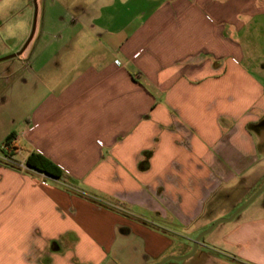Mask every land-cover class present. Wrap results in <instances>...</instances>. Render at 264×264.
Returning <instances> with one entry per match:
<instances>
[{"label":"crops","instance_id":"0c3cea01","mask_svg":"<svg viewBox=\"0 0 264 264\" xmlns=\"http://www.w3.org/2000/svg\"><path fill=\"white\" fill-rule=\"evenodd\" d=\"M18 3L0 0V57L29 37ZM0 104L25 121L12 159L0 141V264H151L264 181V0H37ZM250 206L190 258L264 264Z\"/></svg>","mask_w":264,"mask_h":264},{"label":"rangeland","instance_id":"374dc122","mask_svg":"<svg viewBox=\"0 0 264 264\" xmlns=\"http://www.w3.org/2000/svg\"><path fill=\"white\" fill-rule=\"evenodd\" d=\"M19 1L18 5H14L15 7H12V13H9L8 11L5 13L6 16H20L22 14L23 11L26 10V8L28 7H32L29 15H28V19H31V22L34 20V13H35V5L33 0H16ZM21 1V2H20ZM72 1V0H69ZM31 5V6H30ZM31 28H32V24L29 30V35L31 32ZM28 35V36H29ZM13 54V53H12ZM8 56V55H5ZM2 56V57H5ZM0 57V58H2ZM12 59V58H11ZM11 59H6V60H2L0 61V67L3 65V63H5L6 61H9ZM22 108V107H21ZM23 110H25V108H22ZM20 110L18 109V105H10V106H3L0 104V141L3 139L4 135L6 133H8L9 131H16V132H21L24 125H25V121L22 120L20 118ZM262 138L264 139V132H262ZM21 144L23 145V141H21ZM19 157H22V154L19 155ZM16 164V163H14ZM18 168V167H17ZM20 169V168H18ZM257 186V185H256ZM254 186L252 189H250V191H248L247 193L244 194V198L240 199L241 201L236 203L235 208H232V204L230 203V208L228 207L227 209L224 210H218L217 213V218H215L212 223L219 219V218H225V217H229L233 211L240 206L243 202H245L253 193L256 189H258V187ZM255 188V189H254ZM264 202V191L256 197V199L251 203V209L250 211L252 212L253 209H255L258 205H261ZM225 204V203H224ZM250 212V213H251ZM229 222H225L224 224H221L219 226H216L210 233H208L207 235H205L203 237V240H205L208 244H212L215 246H220V243H216L214 240L216 239V234L218 233L219 229H221V227L229 225ZM210 225L207 226V228ZM150 229H154V227H150ZM202 232V231H201ZM180 232H167L166 235L167 237H169L171 239V243L169 246L166 247V250H164V253L159 257V259H157L156 263L168 258V257H182L187 255L193 247V243L190 245V243H188L187 241L181 240V238L179 237ZM190 247V248H188ZM188 249V250H187ZM210 257H212V253L213 255H215L216 257H218V254L214 253V252H210ZM182 254V255H180ZM214 256V257H215ZM213 257V258H214ZM197 258H187V259H183V260H174V259H170L167 260L164 264H227V262L225 260L220 259V261H210V262H199L196 260Z\"/></svg>","mask_w":264,"mask_h":264},{"label":"water","instance_id":"95a60500","mask_svg":"<svg viewBox=\"0 0 264 264\" xmlns=\"http://www.w3.org/2000/svg\"><path fill=\"white\" fill-rule=\"evenodd\" d=\"M33 2H34V5H35L34 20H33L32 30H31V33H30L27 41L24 43L23 47L17 53L9 55V56L2 57V58H0V61L4 60V59H8V58H13L16 55H20L24 51V49L27 47L28 43L30 42V40H31V38L33 36L34 30H35V24H36V18H37V0H33ZM263 191H264V181L260 185V187L258 189H256V191H254V193L245 202H243L240 206H238L233 211V213L229 217L219 218V219L215 220L213 223L210 224V226L208 228H206L204 231L200 232L196 236V238L193 240L192 250L187 255L182 256V257H176V258L175 257H168V258H166V259H164V260H162V261H160V262H158L156 264H163L167 260H170V259L183 260V259H187V258L191 257L194 254V252L196 251V249L198 247V244L201 243L202 238L205 235L210 233L217 225H219L221 223L229 222L232 219H234L235 216H237L240 212H242L244 209H246L256 199V197L259 196Z\"/></svg>","mask_w":264,"mask_h":264},{"label":"trees","instance_id":"16d2710c","mask_svg":"<svg viewBox=\"0 0 264 264\" xmlns=\"http://www.w3.org/2000/svg\"><path fill=\"white\" fill-rule=\"evenodd\" d=\"M14 138L15 133L11 131L9 134H7L3 141V146L7 148L6 156L9 159H12V155L16 152L17 149V146L13 143ZM24 165L27 168L42 172L50 177L61 179L63 181L68 180L69 177L64 171H62L59 166L37 152H31L26 157Z\"/></svg>","mask_w":264,"mask_h":264},{"label":"flooded vegetation","instance_id":"af4514ba","mask_svg":"<svg viewBox=\"0 0 264 264\" xmlns=\"http://www.w3.org/2000/svg\"><path fill=\"white\" fill-rule=\"evenodd\" d=\"M203 239V238H202ZM193 243V242H192ZM190 258V257H189ZM151 264H156V261L155 262H153V263H151ZM164 264V263H163Z\"/></svg>","mask_w":264,"mask_h":264}]
</instances>
